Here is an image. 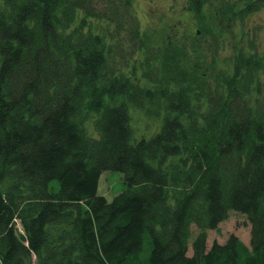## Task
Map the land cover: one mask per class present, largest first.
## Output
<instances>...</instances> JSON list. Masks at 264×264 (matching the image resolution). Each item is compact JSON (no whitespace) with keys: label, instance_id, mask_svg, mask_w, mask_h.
I'll use <instances>...</instances> for the list:
<instances>
[{"label":"trees","instance_id":"16d2710c","mask_svg":"<svg viewBox=\"0 0 264 264\" xmlns=\"http://www.w3.org/2000/svg\"><path fill=\"white\" fill-rule=\"evenodd\" d=\"M133 2L0 0V264H264V55L221 58L264 0H187L195 34L156 45ZM231 211L249 246L207 248Z\"/></svg>","mask_w":264,"mask_h":264},{"label":"rangeland","instance_id":"374dc122","mask_svg":"<svg viewBox=\"0 0 264 264\" xmlns=\"http://www.w3.org/2000/svg\"><path fill=\"white\" fill-rule=\"evenodd\" d=\"M133 3L139 24L143 31L151 35L154 40L153 45L162 42L167 29H171L172 36L175 35L177 38L195 34L197 24L192 13L187 11V0H134ZM224 37L226 49L222 51L221 58L231 54L233 44L239 46L248 44V38L254 42L257 51L264 55V10L250 15L244 19L242 24L234 23L231 28H228V32L224 33ZM129 112L135 140H139L141 137L148 139L160 131L163 123L161 118L163 111H160L157 117L139 108H130ZM121 177L122 174L119 171L107 170L103 172L99 178L98 193L104 195L107 201H111L112 197L125 188ZM228 217L219 224L217 230L209 229L207 231V248L214 241L224 243L230 233L249 246L250 227L246 216L231 211ZM190 230L192 237L198 231L194 226ZM188 252L191 254L190 250Z\"/></svg>","mask_w":264,"mask_h":264}]
</instances>
